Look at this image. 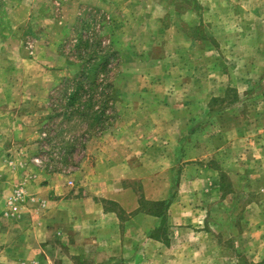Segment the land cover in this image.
Here are the masks:
<instances>
[{
	"label": "rangeland",
	"instance_id": "374dc122",
	"mask_svg": "<svg viewBox=\"0 0 264 264\" xmlns=\"http://www.w3.org/2000/svg\"><path fill=\"white\" fill-rule=\"evenodd\" d=\"M0 264H264V0H0Z\"/></svg>",
	"mask_w": 264,
	"mask_h": 264
},
{
	"label": "trees",
	"instance_id": "16d2710c",
	"mask_svg": "<svg viewBox=\"0 0 264 264\" xmlns=\"http://www.w3.org/2000/svg\"><path fill=\"white\" fill-rule=\"evenodd\" d=\"M80 89H82L81 87H80ZM75 95L77 94V93H74ZM78 95H79V92H78ZM158 204H165L164 202H160V203H158ZM159 214V213H158Z\"/></svg>",
	"mask_w": 264,
	"mask_h": 264
}]
</instances>
